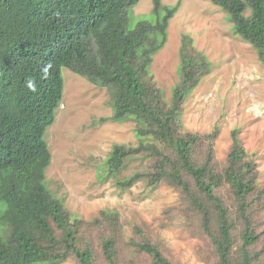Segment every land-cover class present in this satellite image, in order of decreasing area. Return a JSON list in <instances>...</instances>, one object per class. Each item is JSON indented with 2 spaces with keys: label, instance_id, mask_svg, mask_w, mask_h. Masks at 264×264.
<instances>
[{
  "label": "trees",
  "instance_id": "16d2710c",
  "mask_svg": "<svg viewBox=\"0 0 264 264\" xmlns=\"http://www.w3.org/2000/svg\"><path fill=\"white\" fill-rule=\"evenodd\" d=\"M211 1L264 64V0ZM137 2L0 0V264H120L118 212L84 220L46 183L52 153L45 136L63 100V69L107 90L113 114L104 121L137 123L139 143L114 145L102 168L105 180L122 190L139 182L175 189L187 221L210 241L214 264H264V186L256 159L236 129L219 170L218 127L202 134L183 125L184 103L210 72L208 56L182 36L179 79L168 102L150 68L168 43L178 6L154 0L149 19L130 29ZM138 158L148 169L120 178ZM134 235L139 241L132 246L150 264H175L142 226Z\"/></svg>",
  "mask_w": 264,
  "mask_h": 264
},
{
  "label": "rangeland",
  "instance_id": "374dc122",
  "mask_svg": "<svg viewBox=\"0 0 264 264\" xmlns=\"http://www.w3.org/2000/svg\"><path fill=\"white\" fill-rule=\"evenodd\" d=\"M161 2L178 6V10L170 22L168 43L155 55L150 68L158 86L169 102L179 79L181 38L190 35L195 47L208 56L211 69L184 103L183 125L187 131L202 134L218 127L215 159L219 170L226 167L232 133L238 129L248 156L258 163V181L264 186V64L254 47L234 33L228 15L211 0ZM153 8L154 0H140L131 11L130 29L148 20ZM62 75L63 100L45 136L52 153L46 173L50 191L73 215L87 221L102 210L118 212L122 224L120 264H150L131 244L138 240L134 235L137 225L175 264H214L210 241L187 221L178 191L167 185L152 188L145 182L122 190L114 179L105 180L102 168L114 145L139 143L137 123L104 121L113 114L107 90L68 69H63ZM147 169L144 159H132L120 178ZM260 221L264 219L260 217ZM98 233H92L96 245Z\"/></svg>",
  "mask_w": 264,
  "mask_h": 264
},
{
  "label": "clouds",
  "instance_id": "9594fccd",
  "mask_svg": "<svg viewBox=\"0 0 264 264\" xmlns=\"http://www.w3.org/2000/svg\"><path fill=\"white\" fill-rule=\"evenodd\" d=\"M140 0H138V2L136 3V5L134 7H136L139 4ZM75 74V73H74ZM77 75V74H76ZM63 76V75H62ZM79 76V75H78Z\"/></svg>",
  "mask_w": 264,
  "mask_h": 264
}]
</instances>
